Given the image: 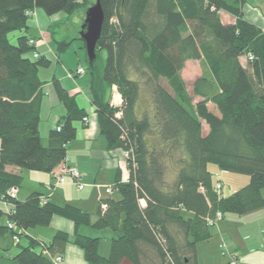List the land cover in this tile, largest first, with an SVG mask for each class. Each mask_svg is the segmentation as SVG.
<instances>
[{
  "label": "trees",
  "instance_id": "trees-1",
  "mask_svg": "<svg viewBox=\"0 0 264 264\" xmlns=\"http://www.w3.org/2000/svg\"><path fill=\"white\" fill-rule=\"evenodd\" d=\"M86 2L0 0V201L8 205L0 207V264H56L53 258L67 242L92 264H150L147 248L155 252L153 264H197L196 243L212 236L208 218L217 211L223 216L264 209V30L243 19L244 0H100L104 19L96 57L90 64L85 53V62L100 133L108 149L128 152V177H115L120 198L100 199L92 219L72 204L39 203L44 194L39 191L24 199L9 197L7 191L20 187L24 177L5 170L13 165L52 172L66 159L74 122L87 117L52 78L65 113L47 144L41 143L39 70L52 60L29 43L34 37L23 33L11 41L9 34L26 30L36 8L47 15L71 14ZM221 11L235 16L234 22L223 23ZM50 34L57 54L74 38ZM187 60H197L201 68L191 94L181 76ZM112 85L122 98L119 107L108 102ZM208 163L245 174L248 181L223 195ZM53 215L71 219L74 234L57 230L49 241L26 235L28 228L48 225ZM8 222L23 230L18 241ZM80 224L115 233L107 256L98 251L99 237L77 231ZM13 243L19 250L6 255Z\"/></svg>",
  "mask_w": 264,
  "mask_h": 264
},
{
  "label": "crops",
  "instance_id": "crops-1",
  "mask_svg": "<svg viewBox=\"0 0 264 264\" xmlns=\"http://www.w3.org/2000/svg\"><path fill=\"white\" fill-rule=\"evenodd\" d=\"M241 11L243 19L264 30V0H244ZM61 13L63 12H58L48 17L41 9L36 8L27 22V29L13 32L11 35L14 40L23 33L34 38H45V41L39 39L40 41L36 43V47L40 52L46 53L52 60L48 68L39 70V76L44 81L38 123L41 143L43 145L47 144L49 131L56 126L60 117L65 113V108L58 99L52 85V78H57L69 94L74 96L78 106L87 112V122L85 124L82 120L74 122L76 134L68 142L66 150L67 164L76 167L80 171L81 181L84 182L85 186L82 189H78L75 184L67 181L55 186L52 191H47L45 186L54 182L51 172L26 170L13 165H6L5 170L20 173L24 178L27 177L33 186L30 190L45 193L48 195L49 200L56 203L72 204L90 213L93 219L99 207L100 199L120 198L117 190L107 194L104 187L105 185L113 184L117 175H119L121 181H125L128 177V168L123 156V150L121 148L108 149L106 138L100 133L95 111L96 107L91 99V76L87 71V65L83 62L82 46L78 44L76 45L78 49H71L72 43H70L63 52L57 54V57L53 55V51H56V46L51 39L50 28L60 19L68 18V14ZM219 16L223 23H231L235 20V16L225 11H221ZM76 37L73 39H76ZM66 55H70L71 58L67 56V59H65L64 56ZM241 60H243V57H241ZM190 61L193 60H187L185 65ZM58 62L61 65L58 66ZM78 67H83L85 71L75 74V77L68 76V70H76ZM182 71L183 69L181 74ZM107 96L110 105L118 107L122 105V98L116 85L110 87ZM242 180H244L243 182L248 181V179L243 178ZM236 189V187H228V189L225 187L222 189V194L227 195ZM21 190V187H17L16 196L18 199H24L32 192L29 189L28 192L30 193L21 192ZM261 194L264 196V188L261 190ZM141 203L144 205V202ZM6 206L8 207V205L0 201L1 208L6 210ZM188 214L190 215L191 213ZM3 221L5 222V219ZM92 229L94 228L90 225L80 224L77 231L81 234L97 236L99 237V242L102 235L107 238L109 240L108 243L106 241L101 252H99L101 255L107 256L110 248V238L115 233L109 228L99 229L101 232H93ZM57 230L65 231L71 236L75 232L74 223L69 218L53 215L46 228L35 226L26 229L25 233L35 239L49 241ZM211 233L212 236L210 238L196 243L197 264H221L227 261L226 258L219 256L217 250L213 252V258H211V246H206V244L213 238H216L217 241L220 239V242H225L228 244L230 251L237 253L238 264H264V209H256L241 215L225 213L217 224L211 228ZM2 237L0 236V239ZM24 239L26 243V237ZM4 241L8 243L9 239L5 237ZM142 249L144 250L145 248ZM201 250L209 255L208 260L204 262L200 260ZM144 251H146V260L150 264L157 261L155 252L152 249L147 248ZM61 257L62 261L57 264H92L84 259L82 250L72 242L66 243ZM122 264H129V262L124 260Z\"/></svg>",
  "mask_w": 264,
  "mask_h": 264
},
{
  "label": "rangeland",
  "instance_id": "rangeland-1",
  "mask_svg": "<svg viewBox=\"0 0 264 264\" xmlns=\"http://www.w3.org/2000/svg\"><path fill=\"white\" fill-rule=\"evenodd\" d=\"M94 1L95 0H87V2L84 5H81L73 13L68 14V18H62L58 22H56L50 28V31L53 32L54 37L57 38V39H61V37L69 39V38H73V37H76V36H80L81 26L83 25V22H84V19H85L86 10ZM61 14H63V13H61ZM47 16L50 17L49 15H47ZM11 34L12 33L9 34V38H10L11 41H13L14 38H12ZM39 39L45 41V38H34V40L32 42L29 41V43H32L33 45L36 46V43L40 41ZM71 43H72L71 46H70L71 49H73V48H77L78 49V46H76L78 44H80L82 46L81 47V51H83V53H82V55L84 57V59H83L84 61L83 62H84V64H86V62H85V53H84L85 49L83 48V41L81 39H73ZM53 55H55L57 57V52L53 51ZM103 55H104V53H102V52L99 54V56H103ZM33 56H35L34 53H33ZM67 56L69 58H71L70 55H66V56H64L65 59H67ZM57 65L58 66L61 65V63L58 62ZM81 68H83V67H81ZM84 71H85L84 68H83L82 72H76V70H70V71L68 70L67 74L70 77H75V74H80V73H83ZM200 73H201V68H200V64H199V62L197 60L190 61L183 68V71H182L183 75L182 74L181 75H182V78H183V80L185 82L186 89H187V91L190 94H191V82L198 75H200ZM161 83L164 86H167L166 82L164 80H162ZM197 99H198L197 97L193 96V100L194 101L197 100ZM208 105L211 108V110H214L217 113V110L215 109V107L213 105H211L209 103H208ZM203 128H205V124L203 125ZM123 156H124V154H123ZM208 169L212 173L213 182L215 183L216 180H218V179L221 182V185H222L221 189H224L225 187H227V189H228V187L239 188V187L243 186L246 183V182H243L244 180H242V178L243 179H248V176L245 175V174L234 173V172H229V171H222V170L218 169L217 165L214 164V163H208ZM71 183H73V182H71ZM75 186H76V184H75ZM20 187L23 190V191L21 190V192H28V189L29 190L32 189L33 186H32V183H30L28 181L27 177H26V178H24V180H23V182H22ZM105 188H106V185L104 187V190H105ZM113 190H116V189H114V185H112V191ZM31 191L32 190H30V192ZM30 192H28V193H30ZM6 208H7V206H6ZM213 226L214 225H212L211 228ZM36 227H38V228H46V226H41V225L36 226ZM92 230H93V232H101V230H99V229H97V230L92 229ZM99 235H102V234H99ZM106 241L108 243L109 240L102 235L101 238H100V242H99V252H101L102 247L106 244ZM20 243L21 244L25 243L24 237L21 238ZM221 243L222 242H220V239H219V241H217L216 238L215 239L213 238V239H211V240H209L207 242L206 246H209V245L211 246V254H210L211 258H213L212 257L213 256V252L215 250H217V252H219L218 253L219 256H222V257H224V258H226L228 260V257L226 255H222L221 254V249H222L221 248L222 247ZM226 247L228 248V244H226ZM18 250H19V247L15 243H13V244H11L9 246L8 250L4 251V253L6 255H13ZM228 251L230 252L229 248H228ZM231 252H235V251H231ZM200 257H201L200 260H202L201 262H204V261L208 260L209 255L206 252L203 253L202 250H201V256ZM211 258H210V261H211Z\"/></svg>",
  "mask_w": 264,
  "mask_h": 264
},
{
  "label": "built area",
  "instance_id": "built-area-1",
  "mask_svg": "<svg viewBox=\"0 0 264 264\" xmlns=\"http://www.w3.org/2000/svg\"><path fill=\"white\" fill-rule=\"evenodd\" d=\"M29 41H33V39H29ZM37 53H35L36 55ZM83 71V68L81 67H78L76 69V72H82ZM118 116V114L116 115ZM83 123L85 124L87 122V117H83L82 119ZM59 128V126L57 127ZM124 154V158L128 157V152H123ZM52 176H53V179H54V182L52 184H47L45 187L47 191H52L54 189L55 186L57 185H60V184H63L67 181H71L73 182L74 184H76L77 188L78 189H81L85 186V184L83 182H81V174H80V171L72 166V165H69L67 164L66 162V159L60 163L52 172ZM216 191L217 192H220L221 190V183H216ZM112 192V185H106V188H105V193L107 194H110ZM16 193H17V187H11L8 191H7V195L9 197H16ZM48 200V195H46L45 193L44 194H41L39 196V203L41 204H44L46 203ZM5 203V201L3 202ZM101 207L102 209L105 208V204L104 203H101ZM222 218V213L217 211L215 216L213 218H208L207 219V222H208V225L212 226V225H216L217 222ZM7 226L10 227V228H13V230L16 232L15 235H13V239L15 241H17L19 239V235L21 231H23L22 229H17L13 222H8L7 223ZM222 249H221V254L222 255H226L228 257V261L230 264H238V256H237V253L236 252H229L228 251V248L226 247V244L225 242H222ZM45 252V251H44ZM54 262L57 264V263H60L62 261V257L60 255H56L54 256L53 258Z\"/></svg>",
  "mask_w": 264,
  "mask_h": 264
},
{
  "label": "water",
  "instance_id": "water-1",
  "mask_svg": "<svg viewBox=\"0 0 264 264\" xmlns=\"http://www.w3.org/2000/svg\"><path fill=\"white\" fill-rule=\"evenodd\" d=\"M104 19L100 0H95L86 10L85 19L81 26L80 36L88 62L91 64L96 57V44L100 37Z\"/></svg>",
  "mask_w": 264,
  "mask_h": 264
}]
</instances>
